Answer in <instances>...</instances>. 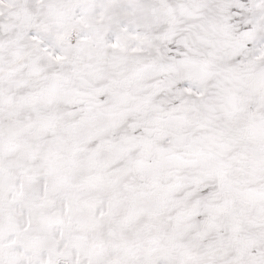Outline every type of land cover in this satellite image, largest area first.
<instances>
[{
  "label": "snow or ice",
  "instance_id": "1",
  "mask_svg": "<svg viewBox=\"0 0 264 264\" xmlns=\"http://www.w3.org/2000/svg\"><path fill=\"white\" fill-rule=\"evenodd\" d=\"M0 264H264V0H0Z\"/></svg>",
  "mask_w": 264,
  "mask_h": 264
}]
</instances>
